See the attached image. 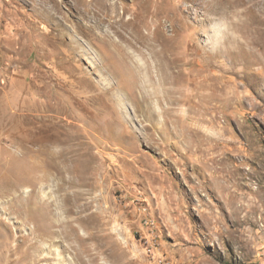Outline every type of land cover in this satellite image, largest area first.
Masks as SVG:
<instances>
[{"label": "rangeland", "instance_id": "obj_1", "mask_svg": "<svg viewBox=\"0 0 264 264\" xmlns=\"http://www.w3.org/2000/svg\"><path fill=\"white\" fill-rule=\"evenodd\" d=\"M99 2L0 0V264H264V0Z\"/></svg>", "mask_w": 264, "mask_h": 264}, {"label": "bare ground", "instance_id": "obj_2", "mask_svg": "<svg viewBox=\"0 0 264 264\" xmlns=\"http://www.w3.org/2000/svg\"><path fill=\"white\" fill-rule=\"evenodd\" d=\"M99 1H104V0H93L94 4H96V5H98V6H97V8H96V11H97V12L93 11L95 17H94V22H93L92 25H91V27H93V28H97V29L101 28V27H102V24L104 23V21H103L102 18H101V19H100V18L98 19V15H99V13L103 14V16H109L110 18H112V17H114V16H116V15L118 14V6H117L116 4L100 3ZM92 4H93V3H92ZM144 17H145V18L149 17L147 23H148L149 21L154 22V21L156 20V18L154 17V15H153L152 12L149 13V14H146V16H144ZM128 23H129L131 26H133L134 28L138 27L136 21H123L122 25L126 26ZM155 24H156V23H154V25H155ZM219 28H220V27H219ZM97 29H96V30H97ZM220 32H221V31H220ZM214 33H215V35H216V34L218 33V31H214ZM254 33H255V32H254ZM102 35H103L104 37H106V35H108V34H106V32L103 31V32H102ZM219 35H220V34H219ZM247 42H248V41H247ZM251 43H252L254 49H255V47L258 46L257 43H255V42L253 43V42L251 41ZM254 44H255V46H254ZM243 45H244V44H243ZM166 93H167L168 96L170 97V100L173 101L174 99L172 98V96H173V94H174V91L172 90V88H171L170 86H168V87L166 88Z\"/></svg>", "mask_w": 264, "mask_h": 264}]
</instances>
